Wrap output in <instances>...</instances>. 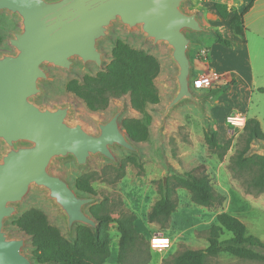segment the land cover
I'll use <instances>...</instances> for the list:
<instances>
[{
	"label": "rangeland",
	"instance_id": "obj_1",
	"mask_svg": "<svg viewBox=\"0 0 264 264\" xmlns=\"http://www.w3.org/2000/svg\"><path fill=\"white\" fill-rule=\"evenodd\" d=\"M250 0H188L186 9L196 11L203 24L211 29V33L191 34L195 43L191 45L189 55L194 63L193 76L209 72L201 71L195 66L198 61L199 51L207 52L209 66L215 71L213 78L214 87L218 90L212 94L210 100L205 101V112H202L192 103H185L175 108L167 117L162 131H160V109L170 99L173 89L174 66L168 57V48L161 43L153 44L150 40L143 38L137 30H127L119 24H113L108 37L101 40L99 48L103 52V65L96 66L88 62L85 66L77 60L70 71L53 66H47L49 80L42 82L43 94L38 102L42 105L52 106L55 103L70 101L73 105L72 121L82 123L87 129L94 131V119H106L111 111L126 102L127 109L122 117H142L133 110L128 101V96L110 100L106 109L91 111L87 109L81 99L66 89V83L72 78L80 79L84 74H94L110 60L111 48L116 40H122L131 47L144 49L157 57L160 62V72L155 78L160 101L149 105L147 111L151 116L149 124L148 140L135 143L139 148V154L132 153L126 149L114 148L113 153L118 159L113 164L100 156L92 157L86 166H77L72 159L54 160L49 170L67 179L72 187L77 177L84 173L96 172V179L92 181L95 190L96 202L104 199L113 217H118L122 210L131 211L135 214V227L147 240L153 233H163L168 236L171 245L167 250H154L149 247V258L145 264H162L164 259H169L175 253L184 249H198L207 246L206 229L216 222V214L228 212L240 219L247 228L248 233L255 235L264 243V191L254 192L247 187L248 174L242 173L232 175L229 168L230 156L241 144V131L231 134L224 124L226 114L232 106L235 112H242L249 117H255L260 122L261 130L264 132V93L257 91V87L264 86V0H255L252 7L244 14V32L239 36L246 42V50L240 49L239 44L232 46H217L214 31H219L224 37L235 35L229 24V19L235 12H241ZM221 2L227 5L228 16L222 19L214 9V3ZM18 26L17 21L7 12H0V50H10L8 38L11 31ZM209 49V55H208ZM235 74H240L242 82L253 80L249 84L250 91L243 92L238 85L239 80ZM238 84V85H236ZM227 87L224 89V86ZM248 85V84H247ZM247 87V86H246ZM238 88V89H237ZM199 94L210 93L208 90L193 89ZM215 105V116L209 114L206 104ZM210 106V105H208ZM229 107V108H228ZM229 109L223 114V110ZM221 116V117H218ZM215 131L219 145L230 140L228 149L219 157L216 150L209 149L204 139V133ZM263 141L255 142L252 147L258 153L264 154V149L259 147ZM3 145L0 143V149ZM133 157L138 165L130 162L124 163V175L117 181H107L114 175L109 166H118L127 157ZM197 166L205 168L214 189L223 194L221 203H213L202 206L194 203L187 189L176 190L177 205L171 213L164 226L151 223L147 220V213L153 202L159 197L157 192L158 181L169 173H182L195 170ZM199 168V167H198ZM104 171V174L101 172ZM30 207L41 209L47 216L49 222L56 225L62 234L69 240L65 231L64 221L57 213L56 208L46 199L40 189L30 187L21 202L17 214ZM88 206L86 207V209ZM16 214V215H17ZM9 218L6 220V228L12 237L24 236L26 242L23 251L34 264L37 262L32 258L30 239L13 225ZM74 235V234H73ZM110 253L104 264H118L116 261L118 250V231L116 223L109 224ZM231 233L225 231L221 238L230 237ZM264 254V248H258ZM164 264H170L168 262ZM207 264H264V260H250L233 256L227 252H220L216 256L209 257Z\"/></svg>",
	"mask_w": 264,
	"mask_h": 264
},
{
	"label": "water",
	"instance_id": "obj_2",
	"mask_svg": "<svg viewBox=\"0 0 264 264\" xmlns=\"http://www.w3.org/2000/svg\"><path fill=\"white\" fill-rule=\"evenodd\" d=\"M188 0H0V12L18 23L9 38L10 50H0V264H34L24 253L26 237H12L6 220L17 214L30 187L40 189L64 221L67 236L74 226L92 228L96 220L86 207L94 194L76 191L71 183L49 170L54 160L72 159L86 166L92 157L118 163L114 148L139 154V148L120 125L126 102L106 119L95 118V130L72 121L70 101L52 106L38 102L42 82L49 80L47 66L72 69L75 61L103 65L101 40L113 24L137 29L153 44H164L174 66L170 99L160 109L164 123L178 106L194 104L204 114L212 93L199 94L190 86L193 61L191 34L211 33ZM264 149V144H259ZM54 264V263H49Z\"/></svg>",
	"mask_w": 264,
	"mask_h": 264
},
{
	"label": "trees",
	"instance_id": "obj_3",
	"mask_svg": "<svg viewBox=\"0 0 264 264\" xmlns=\"http://www.w3.org/2000/svg\"><path fill=\"white\" fill-rule=\"evenodd\" d=\"M253 2L254 0H250L241 12H235L230 17L229 24L235 35H243L244 14ZM214 9L222 19L227 18L226 4L216 2ZM213 33L215 42L223 46L230 45L229 38L217 30ZM159 72L160 62L156 56L144 49L131 47L122 40H116L111 48L110 60L104 68L94 74H84L80 79L72 78L65 87L91 111L104 110L111 99L127 95L130 107L142 117H122L120 125L131 140L140 143L149 137L151 116L147 107L160 101L155 86V78ZM226 87L227 85L224 89ZM218 90L220 89L212 88L208 92L215 94ZM257 91L264 93V86L257 87ZM241 133L242 142L229 158L230 171L232 175L247 173V187L256 193L263 192L264 154L254 151L252 147L255 142H264V132L259 120L247 117ZM204 139L207 147L216 150L219 157L223 156L230 143V140H227L223 145H219L215 131H206ZM125 162L138 165V162L129 156L118 166H109L114 175L107 178V181L113 183L124 175ZM101 174H104V171ZM96 175V172L81 174L75 180V190L83 194H95L91 183L96 179ZM178 188L187 189L191 200L202 206L221 203L224 199L223 194L214 189L202 166L182 173H169L158 181L159 197L147 213L149 222L157 223L161 227L166 224L176 209ZM87 211L96 220V227L76 224L71 240L62 234L59 227L51 224L46 214L37 207L23 210L10 222L29 237L32 258L37 264H104L110 253L109 224L112 222L116 223L119 234L117 263L145 264L148 261V242L137 231L134 223L136 216L133 212L122 210L118 217H113L104 199L88 205ZM215 219L216 222L206 229V247L184 249L169 259H164L162 264H207L209 257L222 251L243 259L264 260V254L258 250L264 248V243L248 233L246 225L240 219L225 211L217 213ZM225 231L230 232L231 236L221 238Z\"/></svg>",
	"mask_w": 264,
	"mask_h": 264
},
{
	"label": "built area",
	"instance_id": "obj_4",
	"mask_svg": "<svg viewBox=\"0 0 264 264\" xmlns=\"http://www.w3.org/2000/svg\"><path fill=\"white\" fill-rule=\"evenodd\" d=\"M199 57L203 61L208 60L207 52L204 49L199 51ZM213 76L211 74L197 75L190 79L192 89H208L214 86ZM246 117L242 112H232L225 116L224 124L231 134L242 131L245 126ZM149 246L154 250H164L170 247V238L163 233H153L148 240Z\"/></svg>",
	"mask_w": 264,
	"mask_h": 264
},
{
	"label": "crops",
	"instance_id": "obj_5",
	"mask_svg": "<svg viewBox=\"0 0 264 264\" xmlns=\"http://www.w3.org/2000/svg\"><path fill=\"white\" fill-rule=\"evenodd\" d=\"M255 1V0H254ZM253 5V4H252ZM252 7V6H251ZM250 7V8H251ZM229 39H230V41H231V43H230V45L229 46H232V44H234V43H237V44H239V48L240 49H242V50H246V42H244L239 36H237V35H232V36H230L229 37ZM223 46V45H221V44H219V43H217V42H215L214 44H213V47H217V46ZM229 46H225V47H229ZM208 55H209V49H208ZM210 56V55H209ZM197 63H199V64H196V68L198 69H201V71H204V70H207L208 72H209V74H211V75H215L213 72H215V73H223L224 71H215V69H212L210 66H209V61L207 60V61H198ZM193 67H194V63H193ZM213 71V72H212ZM225 73V72H224ZM205 74H207V73H202V74H200V75H205ZM239 75L240 74H235V76L237 77V79L239 80L240 79V77H239ZM247 81V84H245V83H243L242 82V79H240L239 80V84L240 85H238V84H236V85H238L239 87H240V89L241 90H243V92L245 91V92H249L250 91V88L248 87L249 86V84L253 81L251 78L249 79V80H246ZM247 86V87H246ZM214 87V86H213ZM212 87V88H213ZM212 88H208V89H203V90H209V89H212ZM238 89V88H237ZM208 105H210V106H208ZM215 107V105L213 104V103H211L210 102V104H209V102L206 104V108L208 109V111H209V114L211 115V116H215V113H214V108ZM229 107H231L230 108V112L229 113H232V112H235V110H233L232 108V106H229ZM228 107V108H229ZM225 109L224 108V112H223V114L225 115V112L227 111V110H229V109ZM228 113V114H229ZM227 115V114H226ZM218 117H221V116H218ZM247 117H249L248 115H247ZM168 249V248H167ZM167 249H165V250H167Z\"/></svg>",
	"mask_w": 264,
	"mask_h": 264
}]
</instances>
